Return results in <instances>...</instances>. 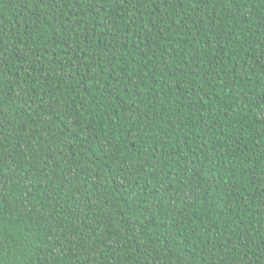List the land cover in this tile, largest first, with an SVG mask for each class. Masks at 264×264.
Returning a JSON list of instances; mask_svg holds the SVG:
<instances>
[{"label":"trees","instance_id":"trees-1","mask_svg":"<svg viewBox=\"0 0 264 264\" xmlns=\"http://www.w3.org/2000/svg\"><path fill=\"white\" fill-rule=\"evenodd\" d=\"M0 264H264V0H0Z\"/></svg>","mask_w":264,"mask_h":264}]
</instances>
